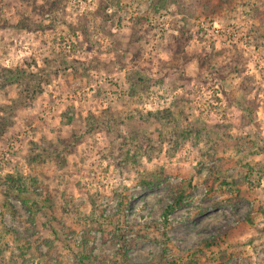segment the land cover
I'll return each mask as SVG.
<instances>
[{"label":"rangeland","instance_id":"1","mask_svg":"<svg viewBox=\"0 0 264 264\" xmlns=\"http://www.w3.org/2000/svg\"><path fill=\"white\" fill-rule=\"evenodd\" d=\"M211 237L201 264H264V0H0V264Z\"/></svg>","mask_w":264,"mask_h":264},{"label":"trees","instance_id":"2","mask_svg":"<svg viewBox=\"0 0 264 264\" xmlns=\"http://www.w3.org/2000/svg\"><path fill=\"white\" fill-rule=\"evenodd\" d=\"M16 70V71H15ZM20 70L14 69H6L2 68L1 73L3 76H1V82L4 84H10V83H19L22 79V74L19 73ZM153 182L152 178L146 179L143 181L144 184H151ZM21 196V195H20ZM183 195L181 190H177L174 194L172 201L170 204H168L163 212V223L166 221V216L168 213H170L176 206H178L182 201ZM6 232H10L12 235V239L14 241H19V237L16 236L15 233L6 230ZM85 238L81 240V246L84 245ZM219 238L218 237H211L210 239L204 241L200 247H196L191 250V252L188 254V257L182 261H169L165 262L163 264H201L204 261L210 260V259H217L218 261H224L226 259H229L232 256L231 252H226L224 250H216L213 253L208 254L207 250H213L214 247L218 246ZM119 250V248H118ZM120 258L123 259V253L119 250ZM85 256V255H84ZM100 264H103L102 261H100Z\"/></svg>","mask_w":264,"mask_h":264}]
</instances>
